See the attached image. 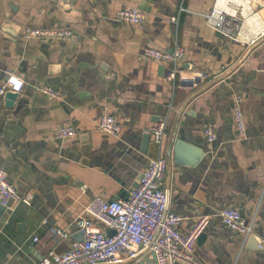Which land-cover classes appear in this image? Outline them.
<instances>
[{
	"label": "crops",
	"instance_id": "obj_1",
	"mask_svg": "<svg viewBox=\"0 0 264 264\" xmlns=\"http://www.w3.org/2000/svg\"><path fill=\"white\" fill-rule=\"evenodd\" d=\"M214 4L186 0L179 15L182 0H0V84L8 69L24 79L13 110L0 101V168L21 196L29 195V204L9 206L23 212L13 228L20 224L25 231L15 235L24 233V239L0 241V264H38L35 236L46 237L51 225L75 232L74 221L91 201L128 196L158 156L145 130L163 119L164 188L172 210L186 217L180 230L188 235L207 219L194 264H264L257 245L264 237V37L246 46L219 35L203 16ZM224 6L243 7V33L264 29L261 0H224ZM128 7L146 12L145 22L117 20ZM26 28L71 29L74 35L27 40ZM177 40L185 57L172 83L167 64L142 52L146 46L171 51ZM44 87L61 92L63 101L49 100ZM237 95L243 97L245 136L233 115ZM107 113L117 117L119 137L98 129ZM206 124L217 133L212 143ZM65 126L76 136L57 140L56 129ZM176 133L205 150L199 165L175 163ZM227 207L253 223L254 239L244 243L224 225L219 214ZM67 247L63 242L55 251Z\"/></svg>",
	"mask_w": 264,
	"mask_h": 264
},
{
	"label": "built area",
	"instance_id": "obj_2",
	"mask_svg": "<svg viewBox=\"0 0 264 264\" xmlns=\"http://www.w3.org/2000/svg\"><path fill=\"white\" fill-rule=\"evenodd\" d=\"M182 6L179 15L186 11ZM148 14L138 8H123L118 11L116 19L141 25ZM206 24L219 35L246 46H255L264 37V29L256 32L243 33V7L231 9L224 6V0H215L210 11L203 15ZM179 23V18L173 20ZM74 33L71 29H37L26 28L25 39L43 38L49 40L71 39ZM246 35V36H245ZM244 38V41L239 39ZM185 57L184 48L176 41L173 50H161L146 46L142 58L167 64L166 78L175 83L178 71ZM24 83L23 74L17 69L4 72V80L0 84V101L7 91H17ZM42 93L53 101H63L61 92L50 87L41 89ZM235 124L242 136L246 134L243 97L237 95L233 101ZM98 129L103 133L119 137L121 125L113 114H103L98 120ZM168 126L167 119L161 120L145 130L152 137L153 144L158 148V156L149 160L141 173L138 187L133 188L127 197L105 200L96 198L83 210L74 221L75 232L51 225L46 237L35 236L42 258L38 264H122L125 261L139 262L147 254L153 253L156 264H194V251L197 240L207 224V219L198 220L193 230L184 235L180 223L185 216L174 212L171 208L170 192L164 188L168 162L161 154V147ZM74 127L57 128L54 136L57 140H67L76 136ZM204 135L209 143L217 139V133L212 125L204 126ZM6 169L0 168V204L10 206L12 202L29 204V195L21 196L17 188L8 179ZM224 225L240 234L246 243L253 235V223H247L241 212L235 208H224L220 211ZM48 224V221H44ZM113 230L115 234L109 236ZM77 233L83 234L81 241L75 239ZM68 243L63 252H56L60 243ZM258 248H264V237L258 243Z\"/></svg>",
	"mask_w": 264,
	"mask_h": 264
},
{
	"label": "water",
	"instance_id": "obj_3",
	"mask_svg": "<svg viewBox=\"0 0 264 264\" xmlns=\"http://www.w3.org/2000/svg\"><path fill=\"white\" fill-rule=\"evenodd\" d=\"M264 4V0H261ZM20 98V93L15 91H7L5 96L3 97V101L5 103V107L7 109L13 110ZM161 120L158 121V123ZM150 135L148 134V137ZM175 144H174V157L175 163L183 166H191L195 167L200 164L205 156V150L202 147H199L191 142L188 141L191 137L184 135V134H175ZM141 178V177H140ZM139 178V180H140ZM138 187V184L135 185V188ZM127 197V196H126ZM9 206H3L0 204V241H7L11 244L12 241L15 239L23 240V234L18 235L16 232H24L23 227L18 224V228L14 229V223L23 216L22 210H9ZM115 232L113 230L108 232L109 236H113ZM255 235H251L249 239H254ZM76 240L81 241L83 239V234L81 233L80 237L75 238ZM256 240V239H255ZM261 239L256 240L259 243ZM258 245V244H257ZM264 249V248H263ZM260 249V250H263ZM148 260L152 261V264H156V258L153 253L147 254V258L141 261L140 264H146Z\"/></svg>",
	"mask_w": 264,
	"mask_h": 264
}]
</instances>
